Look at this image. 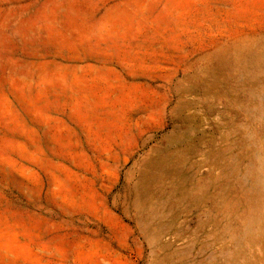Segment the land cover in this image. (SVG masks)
<instances>
[{
  "label": "rangeland",
  "instance_id": "rangeland-1",
  "mask_svg": "<svg viewBox=\"0 0 264 264\" xmlns=\"http://www.w3.org/2000/svg\"><path fill=\"white\" fill-rule=\"evenodd\" d=\"M0 264H264V0H0Z\"/></svg>",
  "mask_w": 264,
  "mask_h": 264
}]
</instances>
